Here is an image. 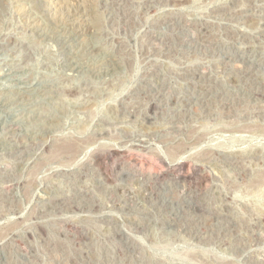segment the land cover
Wrapping results in <instances>:
<instances>
[{
	"label": "rangeland",
	"instance_id": "rangeland-1",
	"mask_svg": "<svg viewBox=\"0 0 264 264\" xmlns=\"http://www.w3.org/2000/svg\"><path fill=\"white\" fill-rule=\"evenodd\" d=\"M57 1L0 0V264H264V0Z\"/></svg>",
	"mask_w": 264,
	"mask_h": 264
},
{
	"label": "bare ground",
	"instance_id": "bare-ground-1",
	"mask_svg": "<svg viewBox=\"0 0 264 264\" xmlns=\"http://www.w3.org/2000/svg\"><path fill=\"white\" fill-rule=\"evenodd\" d=\"M17 1V0H16ZM91 2V1H90ZM72 3V2H71ZM70 3V4H71ZM69 4V5H70ZM71 5H73V4H71ZM85 5V4H84ZM68 5L66 4V3H64V1L63 0H58L57 1V10L55 9V11H58V12H60L61 13V15L62 14H64L65 16L64 17H62V20L61 21H63L64 22V24L65 25H67L68 27H70L72 30H73V32L75 31V33L77 32L78 34H80V33H82L83 34V32L85 31V29L87 28V27H89L92 23H90V18L92 17V16H90V18H88L84 13H81L80 11V13L79 14H77V15H74V14H76V12L74 13V14H71V13H69V10H68V7H67ZM70 8V7H69ZM89 8V7H88ZM25 10V9H24ZM71 10V9H70ZM75 10V9H74ZM82 10V9H81ZM78 11V10H77ZM91 11V10H90ZM24 12V11H23ZM51 12H52V10H51ZM54 12V11H53ZM56 13V12H55ZM85 13H87V11L85 12ZM30 14V13H29ZM59 14V13H58ZM57 13H56V15H58ZM48 15V14H47ZM30 16V15H29ZM28 17V16H27ZM34 17V16H33ZM52 18V17H51ZM28 19V18H27ZM49 19V18H48ZM59 19H61V18H59ZM93 19V18H92ZM35 20V19H34ZM93 21V20H92ZM96 23V22H95ZM32 25V24H31ZM39 25V24H38ZM93 25H94V23H93ZM92 25V26H93ZM95 26V25H94ZM93 26V27H94ZM34 27V26H33ZM38 27V26H37ZM91 27V26H90ZM65 30V29H64ZM68 30V29H67ZM93 31H95V30H93ZM63 32V31H62ZM90 32V31H89ZM76 33V34H77ZM69 34V33H68ZM64 35V34H63ZM70 35V34H69ZM74 36V35H73ZM74 39V38H73ZM79 40V39H78ZM82 40V39H81ZM76 43V42H75ZM78 44V43H77ZM72 45V44H71ZM73 47V46H72ZM81 48V47H80ZM79 48V49H80ZM82 49V48H81ZM90 51V50H89ZM88 51V52H89ZM81 58V57H80ZM102 59V58H101ZM103 60V59H102ZM101 60V61H102ZM85 61V60H84ZM99 61V60H98ZM79 62V61H78ZM81 62V61H80ZM93 62V61H92ZM87 63V62H86ZM110 64V63H109ZM108 64V65H109ZM79 65H80V63H79ZM119 65V64H118ZM75 66V65H74ZM101 67H102V65H100ZM104 67H105V64H104ZM117 67V66H116ZM72 68V67H71ZM88 68V67H87ZM87 68H86V70H87ZM89 68H90V66H89ZM92 68V67H91ZM112 68V67H111ZM104 69V68H103ZM114 69V68H113ZM80 70H82V69H80ZM110 70V69H109ZM115 70V69H114ZM85 71V70H84ZM101 71V70H100ZM104 71V70H103ZM113 72V71H112ZM93 73V72H92ZM100 73H102V72H100ZM99 73V74H100ZM97 74V73H96ZM68 148V147H67ZM69 151V150H68ZM102 157L101 156H97L96 157V161H102ZM136 160V159H135ZM144 163V162H143ZM180 168V167H179Z\"/></svg>",
	"mask_w": 264,
	"mask_h": 264
}]
</instances>
